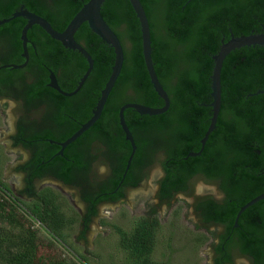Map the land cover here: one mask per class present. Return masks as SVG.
Instances as JSON below:
<instances>
[{"label":"trees","instance_id":"obj_1","mask_svg":"<svg viewBox=\"0 0 264 264\" xmlns=\"http://www.w3.org/2000/svg\"><path fill=\"white\" fill-rule=\"evenodd\" d=\"M88 1L0 0V16H11L25 4L56 30L63 31ZM141 1L151 25L153 62L171 104L167 112L155 116L142 115L132 108L125 111L138 148L124 183L132 180L131 169L144 163V151L158 138L167 154L164 165L168 172L161 197L167 199L175 191L188 190L187 182L196 174L210 182L218 181L225 199L217 201L209 197L196 206L208 227L226 226V233L213 231L207 236V240H220L218 245L213 243L219 255L217 263L233 261L232 252L236 251L249 257L253 264H264V200L247 208L239 217V227L234 228L240 208L264 192V94L258 93L264 90V46H245L226 57L217 127L201 156L184 159L191 151L200 150L201 139L210 124L213 55L219 52L223 38L229 40L232 34L238 37L264 31V0ZM102 14L124 46L125 61L101 117L71 147L84 146L81 151L87 152L92 141L100 140L109 150L121 151L118 179L113 188L102 189L108 191L117 187L132 150L118 124L120 105L130 101L159 107L164 103L151 84L143 56L140 22L130 1L107 0ZM25 24L26 20L19 17L0 27V35L12 47L10 56L15 62L21 57L20 36ZM28 37L38 52L30 65L53 60L55 67L61 68L64 81L69 80L66 90L75 88L88 68L85 57L65 48L37 25L28 31ZM75 38L92 56L94 67L78 95L56 94L54 101L65 102L70 115L87 122L109 79L115 54L87 23ZM46 81L47 77L41 78V82ZM32 96L28 95V99ZM78 128L71 126L63 138L70 137ZM68 167L58 177L72 182ZM132 183L137 184L133 180ZM121 195L98 200L117 199ZM95 211L91 206L90 213ZM77 219L66 213L58 192L44 188L33 200H24L16 197L0 172V264H87L84 255H79L77 263L67 259L61 249L62 245L71 248L68 238ZM159 226L155 215L140 218L131 231L113 226L119 235L120 248L127 253V264H166L153 257ZM42 230L48 235L42 234Z\"/></svg>","mask_w":264,"mask_h":264},{"label":"flooded vegetation","instance_id":"obj_2","mask_svg":"<svg viewBox=\"0 0 264 264\" xmlns=\"http://www.w3.org/2000/svg\"><path fill=\"white\" fill-rule=\"evenodd\" d=\"M22 6L26 8L25 4H21L16 10H14V12H12V15L16 11H18ZM11 16L8 17L0 16V21L6 18H10ZM7 23H0V27H2ZM263 32H258V33H263ZM4 39L6 38L0 35V104L5 103L6 105H12V106L15 105L14 106L15 115L13 116V118H11L10 122L7 121L8 127H6V129L8 130V133L4 137H3L4 128L3 126L0 125L1 141H3V139L6 140V138H8L6 145L9 147L8 149L7 147H4L0 144V154H1L0 159L3 162L5 160L10 159L8 157L10 153L14 152L15 154H17L16 170L19 172V174L22 175L24 181V187L21 191L25 195L24 200H28V201L33 200L34 198H36V194L39 193L44 188H51L56 192H58L57 191L59 190L58 188H62L63 186L78 188L80 189L81 199L85 204L84 211L81 210L82 222L85 228H89L92 220L100 215V207L102 205L115 204L119 201L126 200L129 196V191L137 189L141 185V183H143V181L150 176L151 167L153 165H156L160 167V172H158L157 174L158 178L156 182L157 183L156 197L158 198L159 201L158 206H162L164 202L171 201L178 194L190 196L193 198L194 201L193 210L196 213V215L201 219V222L205 226L204 228L207 230V221H205L204 218L201 216V213L197 210L196 206L199 202L204 201V199L207 200V198L209 197L214 198L217 201H223L225 199L226 194L224 191L220 189L218 181L210 182L207 181V179H205L202 175L196 174L193 175L188 180L187 182L188 190L184 192L175 191L172 197L163 199L161 197V188L163 181L166 179L168 175V172L166 171L164 165L165 161H167V154L163 146L160 145L161 141L157 138L156 141L149 146V149H146L144 151V156H143L144 163L141 164L139 167H136L135 169L134 168L131 169L132 180L136 181L137 183L136 185L132 183V180L129 183H124L127 174L129 172L128 170L123 180V176L126 170L125 168L122 174V178L120 179L116 188L108 191L102 190L105 187L113 188L115 180L118 179V173L120 172L118 164L122 157L121 151L119 149L112 151L109 150L108 147L105 144H103L100 140L92 141L89 150H87V152L81 151L84 146L71 147L72 144L77 139L82 137V135L79 138H77L74 142L70 143L65 147L61 145V143L65 142L75 133L74 132L68 138H63V136L70 131L71 126L73 125L79 126V128L77 129L78 131L81 125L86 122H82L81 120L77 119L75 116L70 115L66 110V105L64 104L65 102L62 101L56 102L54 101V97L56 96V94H60L65 97H74L81 92L84 85L74 95L67 96L62 94L59 90H57L56 88L50 85L52 82L51 79L52 76L56 79V84L63 92L71 93L76 89L77 86L72 90H66L67 88L65 84L68 83L69 80L64 81V78L62 77L61 68H56L55 64L53 63V60H51L48 63H43L39 65H30L32 58H35L38 55L37 46L32 39L28 37L27 58L23 57L22 55L24 50L21 40L22 51H21V57L20 59H18L19 62H15L12 60L10 56L12 47H10L8 41H5ZM223 40L224 42L228 41L225 38H223L222 41ZM222 41H221V45H222ZM25 62H27V64L24 67H20V68L5 67L7 65H13V64L22 65ZM121 73L119 77L121 76ZM45 74H47V76H45ZM46 77H47V81L45 83L41 82V78H43L44 80L46 79ZM176 81L177 78L173 80V82ZM31 88H35V89L30 91ZM28 95H33L31 100L28 99ZM161 100L163 99L161 98ZM128 103H138V102H130V101L125 102L121 104L119 108H121L123 105ZM170 104H171V99H170ZM125 120L128 124L126 117ZM118 124L124 134V139L126 140L125 132L123 131L122 126L120 125V120L118 121ZM199 151L200 150H193L190 153L199 152ZM202 153L203 151L198 156H186L184 157V159L187 160L189 157H199L202 155ZM87 163L89 164L88 165L89 168L85 166ZM8 164L9 162L5 166L7 167ZM66 167H68V174L69 176L72 177V182H66L62 180L60 177H58V174ZM102 167H104L105 169L101 170ZM4 177L6 176H5V172L3 171L2 172L3 180ZM199 181L206 183V185L207 184L215 185L221 195V198L220 199L216 198L212 195L207 194V192H205V194L202 195L197 194L196 188H197V183ZM9 187L16 195L15 187L12 186ZM120 194L122 195L117 199L105 200L101 202L98 200L99 197H105V196L113 197V196H118ZM16 197L22 198V196H18V195H16ZM85 197H91L90 201L87 200ZM91 206L92 208H95L96 210L95 214L90 213ZM212 225L220 228L219 230H217V232L220 234L227 230L224 224H217V225L212 224ZM238 227H239V219L237 224H236V220L234 223V228H238ZM213 243H216V245H218L220 243L219 238H214ZM223 249L225 250V246H223ZM213 253H214L213 264H218L217 258L219 257V255L214 247H213ZM225 255L226 254L224 253V256ZM237 257L239 258L241 257L242 259L246 258L250 260V262L252 263L249 257L243 256L239 252L235 251L232 252L233 261L231 262L226 261L223 264H235Z\"/></svg>","mask_w":264,"mask_h":264},{"label":"rangeland","instance_id":"obj_3","mask_svg":"<svg viewBox=\"0 0 264 264\" xmlns=\"http://www.w3.org/2000/svg\"><path fill=\"white\" fill-rule=\"evenodd\" d=\"M14 106L0 104L3 137L8 133L7 121L10 122L15 115ZM7 139L1 141L0 138V144L9 149L6 145ZM8 157L9 160L0 163L1 176L4 171L6 176L4 180L9 186L15 187L16 195L24 199L25 195L21 192L24 181L16 170L17 154L13 152ZM158 172L160 167L153 165L150 176L137 189L129 191L126 200L102 205L100 215L92 220L89 228H85L81 218V210L84 211L85 204L81 199L80 189L67 186L58 188L66 213L78 218L68 238L71 248L63 245L61 247L65 257L77 263H79V255H84L87 264H127V253L120 248L119 235L113 226L131 231L140 218L155 215L160 223L153 253L155 260L166 264H213L214 238L207 240V236L210 237V232H217L220 228L213 225L207 226V230L204 228L201 219L193 210L194 201L190 196L178 194L171 201L158 206L159 201L156 197ZM196 191L199 195L207 192L209 195L221 198L217 187L213 184L206 185L199 181ZM41 233L48 235L43 230ZM236 259L235 264H252L246 258Z\"/></svg>","mask_w":264,"mask_h":264},{"label":"water","instance_id":"obj_4","mask_svg":"<svg viewBox=\"0 0 264 264\" xmlns=\"http://www.w3.org/2000/svg\"><path fill=\"white\" fill-rule=\"evenodd\" d=\"M107 0H89L86 2L82 8L75 14V16L70 20L68 25L63 31L56 30L52 24L45 19L44 17L24 8L22 6L18 11H16L10 18H6L0 23H7L15 18L23 17L27 22L24 25L22 32H21V40L23 45V57H28V50H27V42H28V31L34 26H40L48 35L51 36L54 40L59 41L65 48L70 50H76L81 53L88 63V68L86 72L83 74L81 79L78 82L76 89L71 93L63 92L58 85L56 84V79L52 76L51 86L59 90L62 94L70 96L76 94L82 86L85 84L86 80L88 79L93 67H94V60L90 53L86 50V48L79 43L75 35L81 28L84 23L89 25V28L92 30L94 34L102 39L105 43L110 45L114 49V64L112 66V71L109 76L108 81L106 82L104 88L101 91V95L92 110V116L90 119L81 125L80 129L75 132L70 138H68L65 142L61 143L63 147L69 145L70 143L74 142L77 138H79L85 131L91 128L101 117L104 107L108 101V98L116 84V81L123 69L124 61H125V50L124 46L117 35V33L111 28V26L107 23L105 18L102 14V8ZM136 15L140 22L141 33H142V48H143V56L145 65L151 80V84L153 85L156 93L159 95L160 98L163 99L164 105L162 107H150L147 105L139 104V103H128L123 105L119 110V120L120 125L122 126L123 131L126 135V140L130 142L132 150L129 155L126 170L123 176V180L132 164L134 155L137 150V145L135 143L134 137L132 132L125 120L124 112L126 109L132 108L138 113L142 115H161L168 111L170 107V98L169 95L159 80L157 72L155 70L154 62H153V48H152V32H151V25L149 21V17L145 10L144 5L142 4L141 0H129ZM264 46V32L263 33H252L250 35H242L239 37H235L232 34V37L227 42L222 41V45L220 50L217 54L213 55L214 60V67L213 73L211 75V96H212V103L210 104L212 108V114L210 118V124L208 129L201 140V149L199 152H192L189 153L188 156H198L203 151L210 134L216 129L218 118L220 115L221 107H222V68L223 63L226 57L234 50L245 47V46ZM27 64L25 62L22 65H7L5 67L10 68H20L24 67ZM258 93H263L264 90L259 91ZM122 180V182H123ZM264 200V192L258 195L257 197L250 200L244 206H242L238 212L236 217V224L240 215L250 206L254 205L255 203Z\"/></svg>","mask_w":264,"mask_h":264}]
</instances>
